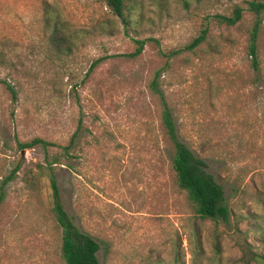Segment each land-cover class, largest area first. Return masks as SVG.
Returning a JSON list of instances; mask_svg holds the SVG:
<instances>
[{"label": "rangeland", "instance_id": "obj_1", "mask_svg": "<svg viewBox=\"0 0 264 264\" xmlns=\"http://www.w3.org/2000/svg\"><path fill=\"white\" fill-rule=\"evenodd\" d=\"M131 1L125 29L102 0H0V182L20 166L0 206V264H64L48 178L26 182L64 147L61 202L99 264H176V249L177 264H264V11L254 70L253 0ZM46 4L79 32L69 56L50 48ZM236 8L239 22L219 23ZM135 40L145 44L131 56ZM165 107L224 189L227 223L192 216ZM34 138L51 145L19 149Z\"/></svg>", "mask_w": 264, "mask_h": 264}, {"label": "trees", "instance_id": "obj_2", "mask_svg": "<svg viewBox=\"0 0 264 264\" xmlns=\"http://www.w3.org/2000/svg\"><path fill=\"white\" fill-rule=\"evenodd\" d=\"M118 18H120L125 29L130 26L132 10H135L131 0H102ZM250 10L254 14V22L249 30L248 55L251 57V66L254 70L259 69L258 36L260 31L259 16L264 11V4L253 0L249 3ZM241 9L236 8L231 17L218 16L219 23L227 26H234L241 20ZM45 26L49 29L48 42L51 50L58 56H69L76 47L74 40L79 32L73 31L67 24L61 21L59 15L50 5L44 6ZM206 30L194 39L187 50H192L205 39ZM135 51L131 56L139 55L144 47L145 41L135 40ZM155 81V80H154ZM153 81V83H154ZM154 91V86L152 87ZM161 124L165 136L173 146L171 168L175 174L178 188L185 192L188 207L194 218L200 221H213L227 223L230 219V210L226 203L224 189L214 177L206 171V163L202 158L196 157L193 152L181 141L178 140L174 122L169 108L165 107L161 112ZM48 142L34 138L29 142L19 144L20 150H27L34 147L46 149L50 146ZM68 147L62 148L63 152L50 158L44 159V165L37 164L39 171L37 175L28 171L26 182L31 190H36L41 176L46 175L51 192V213L62 230L61 236V257L64 264H99L97 253L99 244L89 235L81 232L73 223L72 219L65 212L58 185L56 182L54 167L60 164L64 155H67ZM20 166H17L8 176L0 182V206L6 198V188L14 179ZM47 171L45 173L44 171ZM250 253H252L250 251ZM253 255L256 261L258 258ZM175 263H178V249L174 251ZM260 259V258H259Z\"/></svg>", "mask_w": 264, "mask_h": 264}]
</instances>
